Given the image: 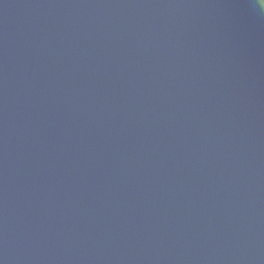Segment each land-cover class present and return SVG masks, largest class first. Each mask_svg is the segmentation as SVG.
Masks as SVG:
<instances>
[{
	"label": "water",
	"instance_id": "1",
	"mask_svg": "<svg viewBox=\"0 0 264 264\" xmlns=\"http://www.w3.org/2000/svg\"><path fill=\"white\" fill-rule=\"evenodd\" d=\"M0 264H264L259 0H0Z\"/></svg>",
	"mask_w": 264,
	"mask_h": 264
},
{
	"label": "clouds",
	"instance_id": "2",
	"mask_svg": "<svg viewBox=\"0 0 264 264\" xmlns=\"http://www.w3.org/2000/svg\"><path fill=\"white\" fill-rule=\"evenodd\" d=\"M260 9L264 10V0H259Z\"/></svg>",
	"mask_w": 264,
	"mask_h": 264
}]
</instances>
